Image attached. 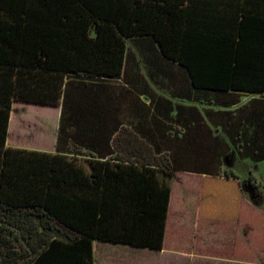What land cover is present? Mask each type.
Segmentation results:
<instances>
[{
	"label": "trees",
	"instance_id": "obj_1",
	"mask_svg": "<svg viewBox=\"0 0 264 264\" xmlns=\"http://www.w3.org/2000/svg\"><path fill=\"white\" fill-rule=\"evenodd\" d=\"M118 78L149 97L148 141L108 139L97 85ZM245 94H264V0H0V264H95V240L163 249L176 171L216 181L203 214L222 216L244 194L225 157L264 161L242 108L221 109ZM16 101L63 104L56 152L7 144Z\"/></svg>",
	"mask_w": 264,
	"mask_h": 264
},
{
	"label": "crops",
	"instance_id": "obj_2",
	"mask_svg": "<svg viewBox=\"0 0 264 264\" xmlns=\"http://www.w3.org/2000/svg\"><path fill=\"white\" fill-rule=\"evenodd\" d=\"M144 76L148 78L146 74ZM97 86L107 87L111 93L108 139L113 138L122 127L126 126L134 129L141 139L148 141V130L153 128L148 124L149 97L141 93L139 96L132 95L127 91L129 84L120 78ZM186 104L190 105V103ZM198 106L205 107L200 104ZM41 108L53 109L52 113L55 114L52 123H56H54L56 128L53 134L51 133L52 144L42 150L56 152L63 104L59 106L41 105ZM240 108L243 110L244 120H249V133L252 138H264V94H245L238 104L230 108L221 107V109ZM12 116L13 110L10 128ZM42 120L49 122V118L48 120L42 118ZM45 132V127L40 129L43 139L46 138ZM261 143H264V140H261ZM191 182L197 184L191 186ZM215 183L216 181L206 174L175 172L163 249L154 251L144 249L142 252H147L150 256L155 254L153 256L156 261H146L145 264H203V260H221L236 264H264V239L262 249H259L255 238L259 235L260 220L264 213L255 202L240 191L225 192L230 198L226 197V201L222 203L226 209L223 215L204 216L203 209L209 207L214 201V194L210 190ZM229 209L238 211L235 219L226 214ZM100 242L102 241L95 240L93 245L95 264H99L97 249L101 246ZM126 248L131 249L132 247H124V252L131 256L132 252H128Z\"/></svg>",
	"mask_w": 264,
	"mask_h": 264
},
{
	"label": "rangeland",
	"instance_id": "obj_3",
	"mask_svg": "<svg viewBox=\"0 0 264 264\" xmlns=\"http://www.w3.org/2000/svg\"><path fill=\"white\" fill-rule=\"evenodd\" d=\"M53 109L41 108V105L30 102L16 101L13 105L12 126L9 127L7 144L11 146H22L29 149L42 150L47 145L52 144L53 130L55 125L52 119L55 113H52ZM44 118V121L42 120ZM47 118V119H46ZM56 121V119H55ZM56 124V123H55ZM46 129L45 137L40 134V129ZM46 147V148H48ZM225 168L232 169L235 174L241 179L244 185V195L251 199L259 209L264 213V162L253 163L251 160H239L237 159V151L233 148L230 153L225 157ZM186 172V171H180ZM188 173V172H187ZM191 186H195L196 182H191ZM264 218L260 220V232L256 244L259 249H262V243L260 239L264 235ZM101 246L97 249V257L99 264H145L146 261L153 262L155 258L152 254L150 256L147 252H142L144 249L131 246V249L126 248L129 253L124 252V247H130V245L112 243V242H100ZM264 247V246H263ZM138 250V251H136ZM140 251V252H139ZM154 251V250H153ZM202 260V259H201ZM236 264L225 262L221 260H203V264Z\"/></svg>",
	"mask_w": 264,
	"mask_h": 264
}]
</instances>
